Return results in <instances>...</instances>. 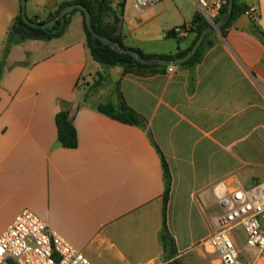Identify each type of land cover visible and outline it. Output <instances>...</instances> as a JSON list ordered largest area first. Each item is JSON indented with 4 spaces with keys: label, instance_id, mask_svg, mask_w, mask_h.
<instances>
[{
    "label": "crops",
    "instance_id": "obj_1",
    "mask_svg": "<svg viewBox=\"0 0 264 264\" xmlns=\"http://www.w3.org/2000/svg\"><path fill=\"white\" fill-rule=\"evenodd\" d=\"M77 1L29 0L26 14L40 23ZM243 1L255 8L264 32V0ZM160 5L156 15L124 8V44L147 55L186 52L195 33L167 34L191 23L197 1ZM112 8L119 11L117 2ZM21 12V0H0V62ZM113 21V15L106 19ZM213 40L200 64L156 74L96 63L81 13L70 16L58 39L14 45L0 80V236L29 210L93 264H167L160 238L166 184L150 134L173 179L167 213L173 260L201 264L220 198L249 189L246 182L264 184V43L252 22L226 36L214 31ZM100 76L106 81L95 88ZM118 89L145 128L97 111L99 104L117 103ZM66 105L76 149L58 142L56 116Z\"/></svg>",
    "mask_w": 264,
    "mask_h": 264
},
{
    "label": "trees",
    "instance_id": "obj_2",
    "mask_svg": "<svg viewBox=\"0 0 264 264\" xmlns=\"http://www.w3.org/2000/svg\"><path fill=\"white\" fill-rule=\"evenodd\" d=\"M27 2L29 0H26ZM75 4H81L83 5L91 14L92 18V26L94 31L101 37L106 38L110 41H113L115 43L120 44V46L123 49L131 50L138 52L140 56L144 59H161L166 60L170 62H174L178 59H181L183 57H186L195 44L197 43L199 37L203 34V32L208 29L210 26L204 21L202 15L200 13H197L192 21H191V29L188 33H195L196 38L190 47L189 50L183 53H177V54H167V55H147L144 52H142L139 49H134L131 47H127L123 39L120 35V25L122 22V15L124 10V4L123 2L118 3V12L113 11L112 8V2L111 0H78L75 2ZM70 4H63L60 5L58 10L50 15L46 21L40 22L41 24L51 21L55 19L61 11L69 6ZM229 5L225 7V9L222 11L220 17L217 20L218 22H222L221 27L219 28V32L222 36H226L227 31L229 29H232L235 25V23L244 16L249 11L248 4L243 0H234L233 1V7L231 10V13L228 14ZM75 13H81L83 16V24H84V30L87 36V48L90 52V55L92 59L100 64L104 68H114V67H121L124 70L125 74H131V73H164L166 69L169 66L162 65V64H155V65H143L139 63L135 58L120 54L113 50L108 45H105L101 40L94 39L92 33L89 31L86 23V16L85 13L81 10H75L68 16H66V20L58 21L57 25L52 30H38L40 33L39 38L34 37H27L22 33L23 28L25 25L22 21V12L17 17L15 24L11 28V31L9 33L6 45H5V51H4V58L0 62V80L3 76L4 72V66L6 63V59L8 55L11 52V49L14 45H17L23 41L27 40H41V41H52L55 39L60 38L67 27L68 20L70 16H72ZM109 15L114 16V21L112 24H108L106 22V19ZM252 20V32L253 34L261 40V42L264 43V32L260 30L257 26V20L258 18L256 15H251ZM32 22H37V19L31 20ZM38 23V22H37ZM20 24H23L20 26ZM214 32L209 33L197 53L187 61H185L182 64H179L180 66H196L200 64L203 60L205 52L214 46V40H213ZM168 37H179L178 34L174 31H170L167 34ZM106 81V79L103 76H100V79L96 82L95 88H99L103 85V83ZM118 101L117 103L108 102L105 104H99L97 106V111L113 120H116L120 123L130 125V126H137L141 128H145V120L141 115H139L135 110H133L129 105L127 104L125 98L121 94V92L117 91ZM72 108L68 105L65 106V109L59 112L56 116V125H57V131H58V142L60 145L67 149H76L78 147V133L74 125V119L71 114ZM149 137L151 138V141L155 145L158 153L161 156L163 171H164V179L166 184L165 193L163 195V227L161 231V244L164 248V251L166 253V260L167 264H180L177 260H173L174 257L177 255V248L175 239L173 238L169 227H168V204L170 200V194H171V187H172V175L170 171L169 164L164 157L163 153L159 149V147L155 144L152 136L149 134ZM173 260V261H171Z\"/></svg>",
    "mask_w": 264,
    "mask_h": 264
},
{
    "label": "built area",
    "instance_id": "obj_3",
    "mask_svg": "<svg viewBox=\"0 0 264 264\" xmlns=\"http://www.w3.org/2000/svg\"><path fill=\"white\" fill-rule=\"evenodd\" d=\"M125 0H122L124 2ZM163 0H132L133 9L142 13ZM204 21L215 27L230 0H196ZM117 4L120 3L116 1ZM247 15H255L249 8ZM191 24L174 28L179 36ZM168 72L173 73L170 66ZM221 212L214 219V233L202 247L218 255L220 264H251L264 254V184L249 189L228 191L219 200ZM244 235L245 257L239 247ZM0 264H93L81 251L53 232L46 221L32 211L19 214L0 236Z\"/></svg>",
    "mask_w": 264,
    "mask_h": 264
},
{
    "label": "water",
    "instance_id": "obj_4",
    "mask_svg": "<svg viewBox=\"0 0 264 264\" xmlns=\"http://www.w3.org/2000/svg\"><path fill=\"white\" fill-rule=\"evenodd\" d=\"M117 1L118 2H122V0H117ZM233 1L234 0H230V2H229L228 14L231 13V10H232V7H233ZM21 3H22V21H23V24L25 25V27L22 30V33L25 36L39 38L41 35L38 32V30H43V31L52 30L57 25L58 21H63L64 22L66 20V16H68L73 11L78 9V10H81V11H83L85 13L87 27H88L89 31L92 33L94 39L101 40L105 45H108L109 47H111L113 50H115L116 52H118L120 54L129 55V56L135 58L139 63H141L143 65L162 64V65H166V66L170 67V66H177L179 64L184 63L185 61H187L188 59L192 58L197 53V51L199 50V48L203 44L206 36L209 33H211V32L219 30V28L222 25V22H218L215 27H209L208 29H206L203 32V34L199 37L197 43L195 44V46L193 47L191 52L186 57L178 59V60H176L174 62H170V61L161 60V59H144V58H142L140 56V54L138 52L123 49L120 46V44L115 43L113 41H110V40H108L106 38H103V37L99 36L93 29L91 14L81 4H74V5L67 6L66 8H64L61 11V13L55 19L41 24V23H37V22H32L27 17V14H26L27 1L26 0H21ZM251 22H252L251 17L249 15L245 14L244 16H242L235 23L234 29L249 30L250 26H251ZM23 24H20V26H22Z\"/></svg>",
    "mask_w": 264,
    "mask_h": 264
},
{
    "label": "rangeland",
    "instance_id": "obj_5",
    "mask_svg": "<svg viewBox=\"0 0 264 264\" xmlns=\"http://www.w3.org/2000/svg\"><path fill=\"white\" fill-rule=\"evenodd\" d=\"M111 2H112V5L114 4L115 7H116V0H111ZM160 3L148 8V10H150V14L151 15H156V14H158V13H160L162 11V7H161ZM123 4H124V8H129V9L132 10V7H133L132 6V0H125L123 2ZM130 14H131L130 16H133V14H135V12L134 13H130ZM245 184H246V186H245L246 188H250V187L253 186V184H248L247 182ZM238 238H239V247L241 249V252H242V254L245 257H247V252H246V249H245V242H244V235L241 233V234L238 235ZM202 250L205 251L206 258H205V260H202L201 264H214L213 261H217L218 260V255L213 254L210 251H207L203 247H202ZM193 254H194L193 256H196L197 252H195ZM218 264H220V262H218ZM251 264H264V254L260 258V260H257L256 262L251 260Z\"/></svg>",
    "mask_w": 264,
    "mask_h": 264
}]
</instances>
